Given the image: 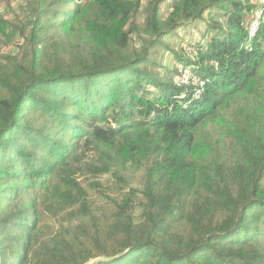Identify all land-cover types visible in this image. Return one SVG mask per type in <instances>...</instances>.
<instances>
[{
	"label": "trees",
	"instance_id": "obj_1",
	"mask_svg": "<svg viewBox=\"0 0 264 264\" xmlns=\"http://www.w3.org/2000/svg\"><path fill=\"white\" fill-rule=\"evenodd\" d=\"M27 6L0 14V264H264L259 0ZM199 22L198 55L176 51Z\"/></svg>",
	"mask_w": 264,
	"mask_h": 264
},
{
	"label": "rangeland",
	"instance_id": "obj_2",
	"mask_svg": "<svg viewBox=\"0 0 264 264\" xmlns=\"http://www.w3.org/2000/svg\"><path fill=\"white\" fill-rule=\"evenodd\" d=\"M27 3L28 0H8L3 4H0V14L13 20V22L18 25H23L25 18L30 15V8H28ZM144 3L146 4V0H144ZM171 4L172 2L170 1L169 5ZM203 31H205V24L203 22L189 24L180 29L178 36H169L167 37V40L174 45L176 51L183 49L185 51L184 55H188L187 51L190 52V50L196 46L190 45V43H198V40L202 37ZM10 51H16L14 45L8 44L5 38L0 37V55L10 53ZM162 55L164 63H171V66H174V64L176 66L180 65L173 59L174 56L169 50L163 49ZM108 179H110V176L108 175L102 177V180L104 181ZM95 196H98L97 193H95ZM102 203L106 202L103 201ZM58 227L59 226H57V228Z\"/></svg>",
	"mask_w": 264,
	"mask_h": 264
},
{
	"label": "built area",
	"instance_id": "obj_3",
	"mask_svg": "<svg viewBox=\"0 0 264 264\" xmlns=\"http://www.w3.org/2000/svg\"><path fill=\"white\" fill-rule=\"evenodd\" d=\"M4 2V0H0V3ZM260 7L256 11L255 15L253 16L248 31V39L245 44L242 46V49L245 51L252 52L253 50V43L260 31L261 25L264 22V0H259ZM203 51V49H201ZM199 48L194 47L187 51L190 56L198 55ZM215 67H218V64H215ZM177 73L174 75L173 82L175 85L179 87H187L191 88V95L194 100H199L202 97L204 92V88L206 87L207 81L203 78L199 77L195 74L191 69H187L184 65H179L177 67ZM186 94L181 97V99L186 98Z\"/></svg>",
	"mask_w": 264,
	"mask_h": 264
},
{
	"label": "water",
	"instance_id": "obj_4",
	"mask_svg": "<svg viewBox=\"0 0 264 264\" xmlns=\"http://www.w3.org/2000/svg\"><path fill=\"white\" fill-rule=\"evenodd\" d=\"M100 260H96V261H94V262H92V263H90V264H95V263H97V262H99Z\"/></svg>",
	"mask_w": 264,
	"mask_h": 264
},
{
	"label": "bare ground",
	"instance_id": "obj_5",
	"mask_svg": "<svg viewBox=\"0 0 264 264\" xmlns=\"http://www.w3.org/2000/svg\"><path fill=\"white\" fill-rule=\"evenodd\" d=\"M260 5V4H259ZM259 7V6H258ZM249 29V28H248ZM182 88V87H181Z\"/></svg>",
	"mask_w": 264,
	"mask_h": 264
},
{
	"label": "clouds",
	"instance_id": "obj_6",
	"mask_svg": "<svg viewBox=\"0 0 264 264\" xmlns=\"http://www.w3.org/2000/svg\"><path fill=\"white\" fill-rule=\"evenodd\" d=\"M250 25V24H249ZM249 31V30H248ZM247 39H248V37H247Z\"/></svg>",
	"mask_w": 264,
	"mask_h": 264
}]
</instances>
